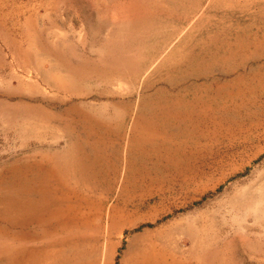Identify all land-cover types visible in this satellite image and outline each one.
<instances>
[{"label":"rangeland","instance_id":"1","mask_svg":"<svg viewBox=\"0 0 264 264\" xmlns=\"http://www.w3.org/2000/svg\"><path fill=\"white\" fill-rule=\"evenodd\" d=\"M136 4L0 0V174L83 142L96 178L78 206L88 262L126 264L154 243L152 264H264L250 201L264 187V0H161L153 18L125 12ZM167 99L199 102L187 118L208 122L176 140L174 163L102 137L159 118Z\"/></svg>","mask_w":264,"mask_h":264},{"label":"bare ground","instance_id":"2","mask_svg":"<svg viewBox=\"0 0 264 264\" xmlns=\"http://www.w3.org/2000/svg\"><path fill=\"white\" fill-rule=\"evenodd\" d=\"M136 1L139 4L125 9L129 15L142 11L152 17L158 10L160 14L165 10L161 0ZM148 34L146 32L143 39ZM139 62L141 60L138 58ZM200 107L199 102L167 99L160 104L159 118L141 115L133 120L126 132L116 131L112 123L106 131L102 132L101 128L97 131L103 133V138L112 140H120L127 135V143L132 148L140 147L146 160L174 163L179 153L176 140L186 137L193 139L208 124L201 114L187 118L189 114L186 111ZM157 125H161V128L157 129ZM69 152L54 157L51 166L44 162L38 165L25 163L11 166L7 169V175L0 174V264L93 263L88 262L87 258L91 256L90 248L78 251L80 239L77 220L80 194L84 197V191L92 190L96 182L95 173L90 165H86L89 151L85 143H76L74 150ZM74 156H77L75 164L69 163L67 159ZM36 169H41L42 174L34 173ZM254 190L255 198L252 197L250 201L255 211L259 212L254 217L255 223H262L264 187L258 185V189ZM86 245L89 246L88 243ZM154 246L151 243L141 248L126 264H152L153 259L159 256Z\"/></svg>","mask_w":264,"mask_h":264},{"label":"trees","instance_id":"3","mask_svg":"<svg viewBox=\"0 0 264 264\" xmlns=\"http://www.w3.org/2000/svg\"><path fill=\"white\" fill-rule=\"evenodd\" d=\"M208 196V195H207Z\"/></svg>","mask_w":264,"mask_h":264}]
</instances>
